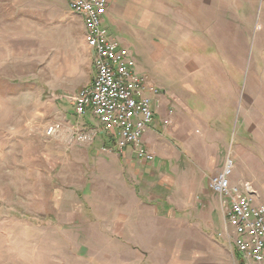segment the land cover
Returning <instances> with one entry per match:
<instances>
[{
	"label": "rangeland",
	"instance_id": "obj_1",
	"mask_svg": "<svg viewBox=\"0 0 264 264\" xmlns=\"http://www.w3.org/2000/svg\"><path fill=\"white\" fill-rule=\"evenodd\" d=\"M212 1L231 26L218 31L230 47L186 0L112 1L105 27L160 98L168 87L185 92L179 115L194 129L173 134L171 102L144 175L94 119L75 114L71 98L95 73L67 0H0V264H244L209 187L218 173L202 164L219 159L223 170L233 160L232 184L250 183L264 204V0ZM195 54L215 74L187 76L185 57ZM203 127L224 135L219 151L197 143Z\"/></svg>",
	"mask_w": 264,
	"mask_h": 264
},
{
	"label": "built area",
	"instance_id": "obj_2",
	"mask_svg": "<svg viewBox=\"0 0 264 264\" xmlns=\"http://www.w3.org/2000/svg\"><path fill=\"white\" fill-rule=\"evenodd\" d=\"M67 1L69 10L83 19L85 44L95 73L91 84L71 98L75 114L79 118L91 114L115 148L122 152L132 147L139 160L153 162L143 139L154 123L153 103L160 89L136 71L132 51L105 27L113 0ZM58 130L59 125H53L48 133ZM233 169L234 162L228 159L209 187L223 201L229 237L243 263L264 264V204L256 202L250 183L232 184Z\"/></svg>",
	"mask_w": 264,
	"mask_h": 264
},
{
	"label": "crops",
	"instance_id": "obj_3",
	"mask_svg": "<svg viewBox=\"0 0 264 264\" xmlns=\"http://www.w3.org/2000/svg\"><path fill=\"white\" fill-rule=\"evenodd\" d=\"M213 2L214 1H212V0L210 1L211 4ZM115 3L116 2H112L111 3L110 8H109L110 12H112V11L114 12L116 10V4ZM206 3H207V0H199V1H197V4L194 2V0H186L185 5L186 6L187 5L191 6L190 8L192 9V13H195L198 16L199 20L201 19V20H203L205 22L206 27L210 30L211 34H213L214 38H216L218 40L219 44H221L222 47H225V45L230 47L231 44H232L231 43V39L229 41H223V39H224L223 36L224 35H222V33L218 32L220 30L225 29L226 27L224 26V23L221 21V16H219L220 14L217 13V11L215 10L217 6L213 5V4L211 5L210 3L209 4H206ZM110 12L108 13V16L105 18V22L106 23L108 21H110V18H111L110 17ZM78 17L83 22V19L80 16H78ZM194 25L198 26L197 23H195ZM83 28H84V26H83ZM186 29H188V27ZM197 29L201 30L200 27L197 28ZM226 29H231V26L227 27ZM195 44H197L198 47L201 46L200 42L195 43ZM185 58H186L185 59L186 63H185V67H184V72L187 73V76L191 77V79L193 81L196 80V79H199L205 73L213 72L215 74V68H213V66L215 67V65L214 64H210L211 60L209 58H206L205 61H203L202 59H199L197 54L193 55L192 57H185ZM169 62H171L170 58H169ZM204 62H205L206 67H207L205 70L203 69ZM170 67H172L173 75H175L174 74L175 68L173 66H171V64H170ZM136 71L138 72L137 64H136ZM182 77L185 78V75H183ZM151 82L154 83L153 80ZM165 93H166V95L168 94V97L167 96L166 97L165 96H161V98H160V95H159L154 100V103H153V109L155 111L154 123L146 131V133L144 135V139H143L145 147L147 148V146H149L151 148V150H154V145H155L154 143L157 140H159V136L162 135L163 129H165L167 127L166 123L168 124V122H166V120H165L167 118V114H166L165 108H168L169 104L171 102H173L174 108L177 109L176 110V114H175L176 116H175L174 120H172L173 123H172V128L171 129H172L173 134H177L178 135L179 132H180L181 126H182V128L189 129L190 133H193V131H194L193 128H191L189 126L186 127V123L184 122V118L183 117L180 118L181 115H179V110L178 109H181V105H182V102H181V98L182 97H180V95L184 94L185 92L184 91H180L176 87L175 88L174 87H168ZM196 93H198V91H196ZM196 114H198V112H196ZM89 115L91 117L90 118L86 117V119L93 121L94 118L92 117L91 114H89ZM193 124L196 125L197 123H193ZM201 126H203V125L201 124ZM206 126H208V125H206ZM208 127H210V126H208ZM202 129H203L202 130L203 132H201L196 137L197 143H201V146H202L201 148H205L208 152L211 151L213 148H214V151H219V149H218V147L220 146L219 143L223 142L224 139L226 140L224 135L220 136V134H218L216 132H215V134L212 133V135H211V134L208 133L209 131L207 130L206 127H203ZM192 140L193 139H191V141ZM196 141H194V142H196ZM209 142H214V143L212 145ZM203 143H205L204 147H203ZM111 146L112 145H110V147ZM224 150H225V146H224ZM156 152H157L156 154H159L158 151H156ZM90 155H92V157H93V156L96 155V153L94 152V153H91ZM152 155H153V153H152ZM157 156L159 158H161V159L163 158V157H161L159 155H157ZM133 157L135 159H137V161H138L137 163L139 164V166H141L144 175L147 172H150V173L152 172L151 165H148V162L139 160L137 158V156H136V154H135V152H134L132 147H128L124 151L119 153V158L122 161L124 160V161H126L128 163L131 161L130 164L135 168V162H132L133 159H134ZM165 160L166 159H162L161 161H159V164L157 166L159 168H163L164 165H166L165 163L167 162ZM154 161H155V157H154ZM202 165H203V168H204L205 172H208V173L213 174V175L219 173L222 170V160H219V159H215V161L213 163H210L209 160L205 159L204 160V164H202ZM187 168H190V167H187ZM187 173H190V172L187 170ZM193 183H197V182L193 181ZM204 185L205 184H203V183H202V185L200 184L201 188H203V191H205L207 189L206 185H205V187H204Z\"/></svg>",
	"mask_w": 264,
	"mask_h": 264
},
{
	"label": "trees",
	"instance_id": "obj_4",
	"mask_svg": "<svg viewBox=\"0 0 264 264\" xmlns=\"http://www.w3.org/2000/svg\"><path fill=\"white\" fill-rule=\"evenodd\" d=\"M237 256L239 257V259H240V256L237 254Z\"/></svg>",
	"mask_w": 264,
	"mask_h": 264
}]
</instances>
